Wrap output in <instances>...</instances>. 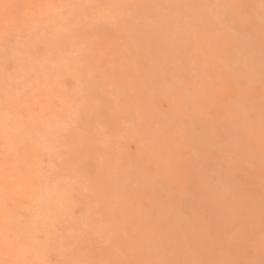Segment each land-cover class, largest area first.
<instances>
[{"label": "bare ground", "instance_id": "obj_1", "mask_svg": "<svg viewBox=\"0 0 264 264\" xmlns=\"http://www.w3.org/2000/svg\"><path fill=\"white\" fill-rule=\"evenodd\" d=\"M263 253L264 0H0V261Z\"/></svg>", "mask_w": 264, "mask_h": 264}, {"label": "rangeland", "instance_id": "obj_2", "mask_svg": "<svg viewBox=\"0 0 264 264\" xmlns=\"http://www.w3.org/2000/svg\"><path fill=\"white\" fill-rule=\"evenodd\" d=\"M217 3H218V0H217ZM228 11H230V10H226L227 14H228ZM228 22H229V19H228L227 16H225L224 19H223V23H224L225 25H227ZM162 105H163V104H162ZM162 105H161V106H162ZM161 106H160V107H161ZM163 107H164V105H163L161 108L163 109ZM165 107H166V106H165ZM165 107H164L163 110H165ZM211 146H213V145H211ZM213 148H214V149H213L212 151H213V152H216L217 148H215V145L213 146ZM209 150H210V148H209ZM209 152H210V151H209ZM209 152H208V153H209ZM216 154H217V153H216ZM216 154H214V155H216ZM214 155L212 156V154H210L209 156L214 157ZM228 157H229V156H228ZM204 159H205V158H204ZM235 160H236V159H235ZM205 162H207V159H206ZM213 162H215V161H213ZM211 163H212V160H211L210 164H211ZM215 163H216V162H215ZM215 163H214V164H215ZM221 164H223V163H221ZM212 165H213V163H212ZM206 166H207V165H206ZM224 166H225V165H223V167H224ZM214 167H215V165H214ZM219 167L221 168V166H218V167H217V165H216V169L219 168ZM223 167H222V168H223ZM226 167H227V166H226ZM209 170H210V169H209ZM211 170H212V169H211ZM207 171H208V169H207ZM221 171H222V172H221ZM218 172H219V173L217 174L218 177L220 176V174L222 175V173H224L223 169L220 170V171H218ZM208 173H209V171H208ZM210 173H212V171H210ZM210 173H209V174H210ZM215 173H217V172L215 171ZM226 173H227V172H226ZM213 174H214V173H213ZM210 175H211V174H210ZM217 175H216V179H217ZM214 177H215V175H214V176L212 175V177H209L213 184H214V180H213ZM86 180H87V176H84V175H81V174L77 175V181H78V182H86ZM215 182H216V180H215ZM191 196H193V195H191ZM189 197H190V196H189ZM187 199L189 200V198H187ZM195 199H196V198H195ZM186 202H187V200H186ZM189 202H190V200H189ZM194 202H195V201H194ZM190 204H191V202H190ZM194 204L196 205V206L194 205V208H195V209H197L198 207L200 208V205H202V207H203V204H200V205H199L198 203H197V204L194 203ZM187 205H188V203H187ZM209 205H210V206H213V203L209 202ZM192 208H193V207H192ZM199 208H198V209H199ZM204 208H206V207L204 206ZM188 209H189V206H187V210H188ZM198 209H197V210H198ZM201 211H202V208H201ZM206 212H208V211H206ZM208 213H209V212H208ZM211 213H212V212H210L209 214H211ZM205 214H206V213H205ZM209 214H208V215H209ZM72 215H73V214H72V212H71V209H66V210L64 211V214H63L64 220H66V221L68 220V221H69V220L71 219ZM206 215H207V214H206ZM208 215H207V216H208ZM212 215H214V214H212ZM204 216H205V215H204ZM205 217H206V216H205ZM210 217H211V216L209 215V218L207 217V219L210 220ZM214 217H217V216H213L212 219H214ZM207 219H206V220H207ZM212 219H211V221H210V222L212 223V225H211V223H210V225L213 226V230H214V225L216 226V225H218V224H217V223L215 224V222H213V221H215L216 218H215L214 220H212ZM209 220H208V221H209ZM217 220H218V219H217ZM241 222H242V221H241ZM239 223H240V222H239ZM242 223H243V222H242ZM242 227H243V226H242ZM215 230H216V229H215ZM220 230H221V229H220ZM220 230H219V231H220ZM233 230L236 232L235 234H238V235H241V234H242V233H239V231L237 230L236 227H235ZM223 231H224V230H223ZM223 231H221V232H223ZM241 231H242V230H241ZM241 231H240V232H241ZM215 232H216V231H215ZM217 232H218V231H217ZM221 232H220V233H215V234L218 235V234H221ZM228 233H229V232H228ZM222 234H223V233H222ZM226 234H227V233H226ZM247 234H248V233H247ZM224 235H225V234H224ZM230 235H231V234H230ZM233 236H234V235H233ZM220 237H221V235H220ZM223 237H224V236H223ZM227 237H228V235H227ZM229 238H230V237H229ZM239 239H240V238H239ZM240 241H242V240H240ZM242 243H243V242H242ZM239 244H240V243H239ZM241 248H244V249H245L246 247L241 246ZM241 248H240V249H241ZM247 248H249V247H247ZM247 248H246V249H247ZM238 249H239V248H238ZM240 249H239V251H240ZM246 249H245V250H246ZM242 251H243V250H242ZM240 252H241V251H240ZM243 252H244V251H243ZM246 252H247V251H246ZM245 254H246V253H245ZM253 254H255V253H253ZM242 255H243V253H242ZM255 255H257V253H256ZM259 255H260V254H259ZM263 255H264V253H263ZM252 256H254V255H252ZM258 257H259V256H258ZM261 258H262V254H261ZM49 259H50L52 262H57V261H59L60 257H59V254H58L57 252H54V253H52V254L49 255ZM252 259H253V258H252ZM257 259H258L257 261H258L259 264H260V261H259L260 259H259V258H257ZM261 261H262V259H261ZM248 262H249L248 264H252V263L254 264V263H255V260H253V262H251V258H250ZM258 262H257V263H258ZM262 264H264V262H263Z\"/></svg>", "mask_w": 264, "mask_h": 264}, {"label": "snow or ice", "instance_id": "obj_3", "mask_svg": "<svg viewBox=\"0 0 264 264\" xmlns=\"http://www.w3.org/2000/svg\"><path fill=\"white\" fill-rule=\"evenodd\" d=\"M5 8L10 7L9 5H4ZM51 7V6H50ZM12 241L10 240V238L8 236L4 237V244H5V248L7 249L8 247H10ZM0 264H22L21 261L18 260H14V261H0ZM23 264H30V262H23ZM39 264H49V261L47 260H42L39 261ZM76 264H87V262H76ZM161 264H163V262H161Z\"/></svg>", "mask_w": 264, "mask_h": 264}]
</instances>
